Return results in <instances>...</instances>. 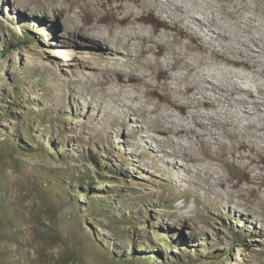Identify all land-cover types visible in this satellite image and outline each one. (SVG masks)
I'll return each instance as SVG.
<instances>
[{
    "label": "bare ground",
    "instance_id": "1",
    "mask_svg": "<svg viewBox=\"0 0 264 264\" xmlns=\"http://www.w3.org/2000/svg\"><path fill=\"white\" fill-rule=\"evenodd\" d=\"M28 1L33 2L31 7ZM5 2L1 6L5 14L15 11L12 0ZM17 8L12 16L21 27L42 29L55 45L68 46L73 40L86 47L89 61L94 60L70 79L63 77L59 65L43 64L51 88L59 90L60 107L67 97L94 124L103 125L104 120L105 126L98 130L109 143L123 140L117 141L118 149L125 138L116 135L113 124L135 134V122L150 123L156 135L148 137L157 143L156 149L137 137L135 147L126 148L130 165L123 166L124 172L131 169L158 187H173L177 191L171 202L181 197L186 202L194 195L200 205L199 192L213 194L203 204L205 223L213 209L232 207L223 203V194L227 201L232 196L243 199L247 208L255 201L264 210V5L260 0H26ZM52 11L61 21L51 22ZM78 32L91 39L75 38ZM222 61L236 68L222 71ZM212 65L214 69L206 70ZM82 82L99 86L93 89L100 93L99 104ZM62 87L70 91L65 93ZM126 90L133 93L125 94ZM104 94L115 101L122 98V110L117 112V101ZM165 144L171 151H165ZM214 160L234 173H225ZM199 179L213 188L202 191ZM142 196L152 197L153 191ZM170 206L173 222L192 219L191 214H180L181 206L173 202ZM248 224L253 225L243 218L242 232L258 231L247 230ZM193 226L196 234L203 229L198 221Z\"/></svg>",
    "mask_w": 264,
    "mask_h": 264
},
{
    "label": "rangeland",
    "instance_id": "2",
    "mask_svg": "<svg viewBox=\"0 0 264 264\" xmlns=\"http://www.w3.org/2000/svg\"><path fill=\"white\" fill-rule=\"evenodd\" d=\"M5 1L0 0V202L12 209H0V264H67L71 250L79 251L85 260L71 264H264L262 207L253 201L247 208L242 206L243 199L232 196L227 201L223 194V203L232 207L213 209L205 223L203 204L214 195L199 192L200 205L194 202V195L186 202L182 197L173 199L174 205L182 207L180 214L192 216L190 221L173 222L170 198L177 190L169 185L158 187L151 178L131 169L123 171V166L130 165L126 148L135 147L137 137L156 149L157 143L148 137L149 133L156 135L150 123L135 122V134L113 124L116 135L125 138L123 151L117 148V141L123 140L109 143L98 130L105 126L104 120V126L94 124L88 113L71 106L67 97L60 107L59 90L51 88L43 64L59 65L63 77L70 79L83 64L90 66L94 60L89 61L86 47L73 40L68 46L55 45L42 29L21 27L12 14L18 13L17 7L26 0H12L10 6L15 11L7 14L1 9L8 3ZM260 2L264 5V0ZM27 4L31 7L33 2ZM53 13L48 16L51 22L61 21ZM73 36L91 39L84 32ZM28 37L33 41L25 43ZM227 53L232 56L230 50ZM220 68L236 67L222 61ZM93 83L81 85L99 104L100 93L93 90L99 86ZM261 83L264 85V80ZM104 97L117 101V112L122 110V98ZM164 147L166 152L172 149L168 144ZM216 147L214 151L219 149ZM157 154L170 161L169 156ZM214 161L225 173H234ZM202 181L199 179L202 191L213 188ZM150 190L152 197L142 196ZM106 205H110L108 210ZM243 218L253 223L247 230L260 232H242ZM194 221L203 227L198 234Z\"/></svg>",
    "mask_w": 264,
    "mask_h": 264
},
{
    "label": "trees",
    "instance_id": "3",
    "mask_svg": "<svg viewBox=\"0 0 264 264\" xmlns=\"http://www.w3.org/2000/svg\"><path fill=\"white\" fill-rule=\"evenodd\" d=\"M28 36V35H27ZM32 38H29L25 40V43H30ZM0 55H2V53H0ZM110 207V205H106V210H108ZM0 209L2 210H7V211H10L9 209H12L11 206L7 205L4 201H1L0 202ZM15 211V210H14ZM10 224L13 226V221L10 219L9 220ZM55 237H58L57 234H55ZM67 264H71L73 262H76V261H85L84 260V256L77 250H71L70 252L67 253Z\"/></svg>",
    "mask_w": 264,
    "mask_h": 264
}]
</instances>
